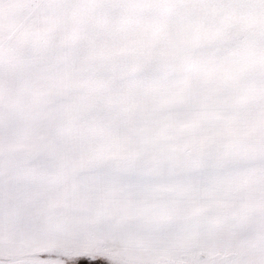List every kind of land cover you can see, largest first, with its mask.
Listing matches in <instances>:
<instances>
[{
	"label": "snow or ice",
	"instance_id": "obj_1",
	"mask_svg": "<svg viewBox=\"0 0 264 264\" xmlns=\"http://www.w3.org/2000/svg\"><path fill=\"white\" fill-rule=\"evenodd\" d=\"M0 264H264V0H0Z\"/></svg>",
	"mask_w": 264,
	"mask_h": 264
}]
</instances>
